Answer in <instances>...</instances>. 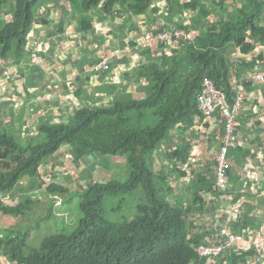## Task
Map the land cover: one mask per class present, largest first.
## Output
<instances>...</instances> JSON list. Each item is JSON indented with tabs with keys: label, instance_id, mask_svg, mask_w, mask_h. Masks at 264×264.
I'll use <instances>...</instances> for the list:
<instances>
[{
	"label": "trees",
	"instance_id": "16d2710c",
	"mask_svg": "<svg viewBox=\"0 0 264 264\" xmlns=\"http://www.w3.org/2000/svg\"><path fill=\"white\" fill-rule=\"evenodd\" d=\"M68 1L71 11L64 10L60 21L55 24L61 32L68 21L75 18L78 30L85 32L93 29L89 11L99 6L101 13L106 15L115 6L126 7L131 14L138 15L146 13L156 0ZM166 1L171 19L190 8L197 10L192 28L198 29L201 20L206 22V26L194 42L181 43L171 56H164L161 63L150 61L141 65L139 74L148 78L147 84L141 88L144 96L125 90L114 93L109 84L98 85L97 92L105 93L106 103L70 105L66 121H58L61 115H48L37 122L36 132L31 136L22 134L20 128L16 129L12 120L6 123L0 119V194L14 193L15 188L20 190V180L25 176L31 178L30 187L39 190L44 186L47 193L67 194L68 186L56 181L45 186L46 180L38 172L43 163L48 165L62 145L71 147L75 161L87 159L92 153L98 156L125 153L129 167L127 180L110 177L103 182L92 179L91 172L85 167L83 171H87L85 176L89 179L77 191L82 217L76 228L70 233L58 232L44 237L37 247L28 252H24L23 244L17 243L14 235L9 237L6 232L0 237V254L5 255L8 262L219 264L216 258H198L195 250L207 234L197 223L194 213L202 209L204 198L201 192L211 190L214 178L205 174L206 167L199 164V169L193 171L195 183L189 184V200L184 201L180 195L172 194L173 184L168 182V169L173 170L172 175L176 179L187 176L182 165L187 161L190 145L182 146L174 142L165 157L162 142L171 139L177 126L192 127L194 118L199 115L196 97L204 77L213 80L225 92L229 103L235 101L238 92L237 85L232 83V66L236 63L232 64L231 58L241 38L247 37L251 41L250 44L242 43L243 49L252 51L254 44L264 45V0H240L238 6L226 11H223L226 0ZM205 1L213 2L215 8L211 10ZM4 6L9 7L10 15L6 20L0 19V59H12L18 64L24 58L23 52L29 45L34 25L48 23L52 9L44 7L40 13L42 0H0V10ZM262 56L264 54H259V58ZM257 60L253 58L246 65L251 66ZM67 61L71 60L68 58ZM83 63L84 60L79 61L78 66L82 68ZM37 74L41 75L40 72ZM15 93L23 102L31 97L26 83L22 90L18 86ZM109 95H112L111 98H108ZM24 107L15 117L18 122L23 119ZM157 164L159 168L155 169ZM179 164L181 168L177 167ZM52 168L53 163L49 170L52 171ZM210 168L209 163L207 169ZM73 173L66 174V178L73 177ZM234 175L229 174L232 183L237 179ZM138 190L140 200L135 203L134 213L130 216L113 221L104 215L107 197L133 194ZM22 198L12 206L0 198V213L22 216L29 212L31 198L28 193ZM246 221L250 224L253 219ZM253 255L254 251L250 249L240 253L231 249L222 257L220 264H245Z\"/></svg>",
	"mask_w": 264,
	"mask_h": 264
},
{
	"label": "crops",
	"instance_id": "0c3cea01",
	"mask_svg": "<svg viewBox=\"0 0 264 264\" xmlns=\"http://www.w3.org/2000/svg\"><path fill=\"white\" fill-rule=\"evenodd\" d=\"M42 2L43 10L44 7H50L52 9L51 15L48 17V23H51L55 16L58 17V19H61L64 10L71 11V4L68 0H42ZM42 8H39L40 13ZM170 13L171 11L168 9L166 0L153 1L146 13H141L138 15L131 14L126 7L121 6H115L112 12L109 15H106L101 13L99 6L97 9L89 11L93 29H87L85 32L78 30L77 19L75 18L72 19L74 20L75 25L73 23L71 24L74 28L69 25L71 30H67V35L63 34L65 35L63 38L66 39L65 48L74 47L78 49V54L73 58L70 56H63L64 52L58 45V40L60 43L63 41L61 32L47 29V32L50 33V37H52L51 40H53L55 44L54 50L50 51L52 52L50 57L55 61L50 59L51 62H49V57L47 55H44V57L47 56L48 62L51 63L50 66H52V69L59 73L60 76L65 74L67 71L66 74L73 77L75 76V81L73 84H80V86H73V84L69 86L68 84L64 83V78H61L60 83L62 84L59 85L58 82H55L54 84L55 86L59 85L58 87L56 86L57 89L55 90V93H57L59 90L61 94H64L63 92H65V94L69 92L70 94L73 91V88L78 86L79 90H76L75 94L80 95L82 92H84V96H88L90 94V92H88V87L89 82L91 83V73H87L85 69L87 68L88 64L92 62L95 54L98 55V51L94 52V49H100L99 51H104V53L109 55L111 58V63L106 70H108L110 67L114 69V71H111V75L113 74L112 76H114V79L108 80L109 78H105V76H103L105 78L104 79L102 78L103 74L99 72L98 77L100 76L101 78L96 80L97 86H94L93 88L97 89L98 85L109 84L108 86H111L110 88L114 91V93H116V91L121 92L122 90H125L126 92L130 91L136 96H144V90L141 88L147 84L148 78H145L143 75L139 74L141 65H147L150 63V61L161 63L162 58L164 56H171L174 49L180 47L181 43L187 42L190 44L191 42H194L200 30H203L206 26V22L201 20L199 21L198 29L195 30L192 28L194 21L193 18L197 14V10L194 11L190 8L184 9L183 12L179 14V16L172 19L169 17ZM72 20H69L68 23ZM171 23H173V26L170 25ZM36 25L39 26V24ZM36 25H34V29L31 31V33L37 32L38 35L34 34L33 36L29 37V42L40 44L42 42L40 31L43 28L39 30ZM66 27L67 26H65V28ZM176 28L183 29L188 34L189 38L187 40H180L178 43L173 42L169 46H163L157 43L147 47L144 46V43H142V36L147 32L156 31L159 29L172 30ZM82 39L85 41L86 45L85 43L81 42ZM244 39L245 41L243 42L240 40L238 47L233 53V55H237L238 57L236 56L233 61L231 60L232 64L236 63L234 66H232V83L237 85L236 89L241 91L242 97L246 102L244 103L245 108L240 111L238 117L240 122V124L237 126L239 142L230 148L232 165L228 170L229 190L224 194L219 193V195L216 196L215 191L217 190H215L214 182V185L210 191L201 192L204 198L202 209H199V211L194 213L197 223L203 226L207 237H214V235H217L220 229H222L224 226L229 227L235 233L243 236V239L236 243L232 248L238 253L248 249L253 250L251 249V244L255 240L264 241V81L254 80L249 75L255 72H260L262 74L264 73V56L259 58V54H264V45L254 44L252 51L249 49H243L242 43L250 44L251 42L247 37H244ZM42 51L43 50L39 49L35 52H39V55L42 56ZM53 52H55V56H53ZM117 54L120 55L119 59L116 57ZM68 58L71 61L65 62V60ZM253 58L258 59L256 63L251 66H247L246 64L250 63ZM81 60H84L82 68L78 66L79 61ZM44 65L48 66L46 61ZM242 65L244 68H241ZM49 69H51V67H49ZM35 75L38 77L37 75L39 74ZM65 75H63V77ZM71 81H73V78ZM37 82H39V78ZM247 82L250 84L245 86ZM19 87L21 90L23 89L22 84ZM36 87L39 86L32 87L34 88V92H30V99H33V101L40 99V97L37 96V89H35ZM4 89V82L2 81L0 84V95L5 94L8 96L6 90L5 93L2 92ZM52 92L53 90L50 91V93ZM50 93L46 92L44 96L47 94L49 95ZM96 93L98 96L95 97V100L100 102L106 100L105 93ZM109 96L110 97L108 98H111L112 95ZM3 101L4 100L1 98L0 110L2 108L1 106L5 104ZM25 102L21 100V106L14 109L17 112V115L20 114V109L25 104ZM57 102L60 103V101ZM48 103L51 104L50 102ZM26 104L27 105L24 107V110L26 108L27 109L24 111L23 119L21 121L18 122L15 118H11V115L8 114V112L6 115V112L1 113V111L0 119L2 122L6 123L12 120L16 129L20 128L22 134L24 133L27 136H31L34 135L36 131V124L40 120L38 116L31 120L30 116L36 115L40 110L33 109L32 111L35 113H32V111H29L30 107L31 109L33 108L32 105L30 106L29 103ZM217 117V114H215L210 118H204L199 112V115L194 118L195 120L193 123V125H197L195 135L201 134L202 138L204 137L206 139H212L216 143L215 151L212 153V158L209 162L212 165V170L216 164L214 157L215 152L219 147V140L217 139ZM193 125L191 128H185L180 125L177 126L173 131L175 133H173L171 139H168L165 143H162L163 149L166 146L168 147L170 142L171 146H173L175 140H177L178 144L181 142L182 144L179 145L183 146L186 137L189 139V142L185 144L190 145L189 152L186 154L187 158L195 155V153L197 154V152L199 153V150L196 151L195 147V145L197 146V142L196 144L194 143L196 138L193 136L191 138V136L186 132L188 130L189 133H193L192 131L195 130ZM165 157L167 156L165 155ZM239 159L241 160L240 162L238 161ZM88 161L90 162L89 158ZM188 164V159L184 165L181 164L183 170L187 171V176H189V170L187 168ZM181 165L179 164L177 167L181 168ZM231 173L235 174L234 176L237 177L236 181L233 183L229 179V174L231 175ZM168 174L170 177H172L173 170L171 168L168 169ZM169 176L168 180L170 179ZM187 176L183 179H181V177L178 178L179 181L183 182V184L180 185L181 182H179V189L180 187L181 189L179 192H177V194L180 195L184 201L189 200V184L195 183L196 179V177H194V173H192L189 176L190 178L187 182ZM68 189L71 191V193L74 192L72 189H70V187ZM0 198L4 200L11 198L14 199V196L11 195V193H5L0 194ZM247 219H253V222L248 224L249 222L246 221ZM208 231L210 233H208Z\"/></svg>",
	"mask_w": 264,
	"mask_h": 264
},
{
	"label": "rangeland",
	"instance_id": "374dc122",
	"mask_svg": "<svg viewBox=\"0 0 264 264\" xmlns=\"http://www.w3.org/2000/svg\"><path fill=\"white\" fill-rule=\"evenodd\" d=\"M206 3H209V8L213 10L215 8V5L213 2L210 1H205ZM240 0H226L223 6V11H226L228 9L231 10L232 6H238ZM43 11V8L41 9V13ZM9 7L4 6L0 10V19L6 20L9 18ZM63 15V14H62ZM62 17V16H61ZM214 18V16H211ZM49 19V18H48ZM51 21V20H50ZM60 21V18L54 17V20L51 21V23H45L43 24L42 22H39V30L40 31V37L42 36V42L40 44H35L29 42V45L26 47V49L23 52V59L19 61L18 64H15L12 59H9L7 61H2L0 60V84L3 81L4 82V90L2 91L5 93V90L7 91V95L1 94L0 99L2 98L4 101V105L1 107V113L7 112L10 114L11 118L18 117L16 114L17 112L14 110L15 108H19L21 105V100H23L19 95L15 93L16 88L20 86L21 84L23 85L26 83L27 90L29 92H34V86H39L36 87L37 89V96L40 97V102L39 100L33 101V99L28 100L26 103H29L30 106L32 105V109L30 107L29 111L34 110H40L36 115H31L30 118L31 120L34 119L35 117L38 116L40 122L45 119L46 116L48 115H53L54 117L56 115H61L62 118H60L58 121H66L68 118V111L67 109L70 108V105H76V106H84V105H90V104H101L103 102L106 103L104 100L103 102L95 100V97L98 96L97 89H94V86H97L96 80L98 78H101L100 76L98 77L99 72L97 74L93 71L90 70L91 66L98 63L102 57L107 56L104 51H99L100 49H94V52L98 51V55L95 54V57H93L92 62L88 64L87 68L85 71L91 73V83L89 82V87H88V92L90 94L88 96H84V92H82L80 95H76L75 91L79 90L78 86L80 84H73L74 83V77L71 75L63 74L65 75L63 77L60 76L59 73L55 72L53 67L50 66L51 60L55 61L52 59L50 56L52 54V50L55 48V44L53 40H51L52 37H50V33L47 32L48 30H53V31H58L56 23ZM75 25L74 20L66 24V28L64 29L62 34V42L58 40V45L62 49L63 56L66 57H75L78 54V49L76 48H65L66 47V39L63 38V36L67 35V30H71V27ZM71 25V27L69 26ZM173 26V23L170 24ZM203 26V24H202ZM159 30H164L167 31L168 29H159ZM183 30V29H181ZM184 31V30H183ZM34 34L38 35L37 32H33L30 34L29 37L33 36ZM65 34V35H63ZM241 42L245 41L244 38L240 39ZM82 39L81 42L85 43V41ZM179 40H177L178 43ZM42 44V45H41ZM79 44V42H78ZM245 44V43H244ZM86 45V43H85ZM170 45V44H169ZM168 45V46H169ZM163 46H167V43H163ZM43 50L42 51V56L39 55V52H35L36 50ZM81 49V47H80ZM103 50V49H102ZM50 52V53H49ZM55 56V52H53ZM44 55H47L49 57V62L47 56L44 57ZM237 55L232 56V61ZM238 57V56H237ZM51 59V60H50ZM46 61L47 65H44ZM42 64V65H40ZM43 66V67H42ZM111 66V65H110ZM51 67V69H49ZM57 68V65H56ZM61 69V68H60ZM84 71V70H83ZM111 71H114L112 67H110L106 71L100 72L105 78H109L108 80L114 79V76L111 75ZM36 72H40L41 75H37L36 77L35 74ZM83 73V72H82ZM257 74H262V73H255V74H249L250 77H255ZM39 78V82L38 81ZM61 78H64V83L68 84L71 86H75L73 88V91L69 94L63 92L64 94H61L59 90L57 93H55L57 87L62 84L60 83ZM73 78V81L71 79ZM104 78V79H105ZM41 79V80H40ZM55 82H58L59 85H54ZM96 82V83H95ZM95 83V84H94ZM92 86H91V85ZM51 86V87H49ZM31 88V89H30ZM30 89V90H29ZM50 93V91H52ZM24 91H21L22 94ZM50 93L48 96H44L45 93ZM78 92V91H77ZM16 94V95H15ZM6 96V97H5ZM104 96V95H101ZM50 97V98H49ZM94 97V98H93ZM100 97V96H99ZM24 100L27 98L26 96L23 97ZM44 100V102H43ZM57 101H60L57 102ZM50 102L51 104H49ZM243 99V107L241 108L240 111H242L245 106ZM25 103L26 106L27 104ZM41 103V105H40ZM22 106V107H23ZM39 106V107H38ZM21 107V108H22ZM27 109V108H26ZM26 109L24 111H26ZM32 113H35L32 111ZM33 117V118H32ZM30 120V121H31ZM193 127L195 128L193 133H189L187 130L186 132L191 136L196 138L195 139V144L197 142L196 151L199 150V153H195V155L190 156L188 159V170H189V176L193 173L194 170L199 169V164L203 168H205V174L208 176H213L214 178V173L212 171V165L210 169H207V166L209 165L210 159L212 158V153L215 151V141L209 138H202L201 134L195 135L197 125L194 124ZM16 130V129H15ZM36 132V131H35ZM32 134V133H31ZM173 136V133H172ZM171 136V137H172ZM18 138H21V136H18ZM201 138V139H200ZM200 140V141H199ZM167 140L163 141L162 143H165ZM177 143V140H175ZM189 139L185 137L184 144L188 143ZM179 144H182L181 142ZM174 146V144H173ZM171 146V142L168 145V147H164V153L167 156V152H170V150L173 148ZM201 146V147H200ZM197 156V157H195ZM90 162L88 161V158H84L80 161H75L74 160V152L71 149V147H68V145H62L51 157L48 165L47 163H43V165L39 168V173L42 177V179H45L44 185L47 186L50 182L56 181L58 184H63L65 186H69L70 189H75L76 191L71 193L69 191L67 194H60L58 192L55 193H47V191L44 189V186H42L39 190L38 188H33L30 187V182L31 178L30 177H24L20 180V185L22 188L19 190L18 188H15L11 194H13L14 199H10V205L17 204L18 202L22 201V195L24 196L25 194L28 193L29 197L31 198L32 204H29V212H26L22 216H14V215H6V214H1L0 213V237L2 235H5L6 232L9 233V237L14 235L16 237L15 241L19 244H23L22 248L24 249V252H28L29 249L35 248L39 245L40 241L53 233H70L72 232L76 226L78 225L81 217H82V212L78 206V202L80 200L79 193H77L78 190H81L83 188L85 182L89 179L87 176V171H83L84 168L89 170L90 176L92 179H97L98 181H106L111 178H116L120 181H125L129 177V167L128 163L126 161V154L125 153H116V154H109V155H104L100 156L98 158V155L91 154L89 156ZM92 160V161H91ZM53 163V168L52 171L49 170L50 165ZM206 165V166H205ZM159 165H155V169H158ZM73 173V177L71 178H66V174L68 173ZM84 173V174H83ZM44 178H43V175ZM176 176V175H175ZM189 176H187V182L189 180ZM94 177V178H93ZM185 178V177H184ZM39 180V178H37ZM183 179V178H181ZM170 181L169 184H173V193L172 194H177L176 192H179V179L177 180L173 175L169 179ZM183 181V180H182ZM183 184V182L180 183V185ZM19 185V186H20ZM68 187V188H69ZM185 192V191H184ZM24 193V194H23ZM219 192L215 193V195H219ZM139 190L136 191L133 194H120L115 197H107L104 202V207H105V212L104 215L109 218L110 220L113 221H121L123 220V216H130L132 213H134L135 209V203L140 200L139 197ZM185 194V193H184ZM19 198H18V197ZM185 196V195H184ZM57 197V198H55ZM170 198H174L173 195L169 196ZM60 202V203H59ZM113 206V207H111ZM115 208V209H114ZM129 219V218H126ZM125 219V220H126ZM0 264H12V262H8V259H6L5 255L0 254Z\"/></svg>",
	"mask_w": 264,
	"mask_h": 264
},
{
	"label": "built area",
	"instance_id": "2783aa9c",
	"mask_svg": "<svg viewBox=\"0 0 264 264\" xmlns=\"http://www.w3.org/2000/svg\"><path fill=\"white\" fill-rule=\"evenodd\" d=\"M188 38V34L178 28L167 31L156 30L145 33L142 36V43L147 47L157 43L161 45L167 43V45H169L173 42H177V40H187ZM116 57L119 59L120 55L117 54ZM110 63V56H104L98 63L92 65L90 70H93L97 74V72L105 71ZM251 78L264 81V73L257 74L255 77ZM237 92L238 95L235 101L229 103L226 99L225 92L217 87L213 80L204 77L200 92L196 97L197 109L204 118H210L215 114L218 116L216 124L219 147L215 152L214 157L216 164L212 171L214 173L215 190L223 194L229 190L228 170L232 165L230 148L239 142L237 126L240 124L238 117L243 107V97L240 90H237ZM183 163L184 162L181 164ZM5 203L10 204V199H5ZM242 239L243 236L235 233L229 227L224 226L217 235H214V237H205L196 246L195 250L197 257L208 260L216 258L218 261L216 263L220 264L222 257L227 255L234 245ZM251 248L254 251V255L247 259L245 264H264V241H253ZM211 262L213 263V261Z\"/></svg>",
	"mask_w": 264,
	"mask_h": 264
},
{
	"label": "clouds",
	"instance_id": "9594fccd",
	"mask_svg": "<svg viewBox=\"0 0 264 264\" xmlns=\"http://www.w3.org/2000/svg\"><path fill=\"white\" fill-rule=\"evenodd\" d=\"M55 198H57V197H55ZM4 202H5V200L4 199H2ZM60 203V202H59ZM7 204V203H6ZM8 205H10V204H8ZM13 205H15V204H13ZM10 206H12V205H10Z\"/></svg>",
	"mask_w": 264,
	"mask_h": 264
}]
</instances>
